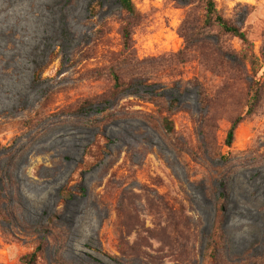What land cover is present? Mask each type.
<instances>
[{
  "label": "rangeland",
  "instance_id": "374dc122",
  "mask_svg": "<svg viewBox=\"0 0 264 264\" xmlns=\"http://www.w3.org/2000/svg\"><path fill=\"white\" fill-rule=\"evenodd\" d=\"M216 1L260 54L264 0ZM91 2L0 0V166L11 164L16 181L8 186L9 205L26 222L47 224L0 219V264H24L21 257L35 250L37 264H207L205 236L223 181L228 253L233 264H246L248 254L264 251V69L260 104L228 147L230 125L246 109L250 76L216 52H239L242 43L203 25L205 0H134L135 18L118 0H103L92 15ZM126 21L137 57L155 74L151 82L161 83L84 113L68 110L109 98L108 60L122 48ZM165 116L175 122L173 133L163 126ZM102 136L112 140H102V162L80 166ZM69 179L82 181L84 191L65 203L60 190ZM188 221L190 232L181 226L184 243L173 225Z\"/></svg>",
  "mask_w": 264,
  "mask_h": 264
},
{
  "label": "trees",
  "instance_id": "16d2710c",
  "mask_svg": "<svg viewBox=\"0 0 264 264\" xmlns=\"http://www.w3.org/2000/svg\"><path fill=\"white\" fill-rule=\"evenodd\" d=\"M118 2L129 18H135L137 16V7L134 0H118ZM102 6L103 0H92L90 4V13L95 15ZM203 25L205 27L216 25L222 33L232 35L241 41L242 49L239 52L236 50L231 51L228 47H219L216 52L222 56L226 55L228 63L234 64L233 66L236 67L243 76L247 73L250 76L246 109L243 114L238 115L233 120L225 138V144L231 147L235 141L238 126L245 117L254 113L255 108L260 104L262 98L263 81L260 73L264 69V31L262 34L260 54H258L254 42L250 40L248 33L220 12L216 0H205ZM121 37L122 48L117 52H112L108 60L109 74L113 79L109 98L101 99L99 97H94L92 99H86L84 102L68 106V110L73 111V113H84L86 108H91L96 103L101 104L104 102L106 105H111L112 100L115 101L126 93L132 92L134 96H137L140 86L153 87L161 83L151 82V80L155 78L153 70L147 68L143 64L144 60H140L137 57L133 43L132 26L129 21H126L122 25ZM126 69H130V73L123 72ZM43 71L44 67L42 66L36 68L35 77L37 81L41 80ZM157 96L162 97L163 95L157 94ZM176 101L177 100L170 101V104H172L171 108H174L177 103ZM103 109L107 110L106 107ZM63 112L64 111H61L60 113ZM162 123L167 132L173 133L175 131V122L170 116L163 117ZM104 138L107 140V143L112 142L107 136L97 137L95 141H93L94 143H91V145L86 148L84 156L79 163L80 166L90 169L102 162L101 150L104 149V143L102 142ZM9 157L11 159L13 155L9 154ZM221 158L225 159L226 162L231 161L229 155H221ZM0 178L4 182L3 188L0 189V219L3 225H47L46 223L30 224L26 222L20 217L19 213H17L15 207L9 205L12 202V195L8 191V186L10 185L13 187L14 184H16L11 164H8L6 167L0 166ZM221 186L215 221L211 231L205 236L204 255L208 259L207 264H233V259L228 253L229 237L224 227L229 199L227 182L223 181ZM83 191L82 181L72 184V180L69 179L60 190L61 199L66 203L69 198H73L75 195H81ZM56 217L57 214L51 215L48 217V222H54ZM188 224L189 221L186 225H173L175 239L179 237L182 242L188 243V238L181 235L183 234L181 226L185 234L190 232V225ZM38 233L41 234L42 231L40 230ZM43 240L44 238H42V242ZM41 247L42 245L40 243L37 249H41ZM37 260V250L21 257V261L24 264H37ZM245 260L246 264H264V251L256 256H250L248 254Z\"/></svg>",
  "mask_w": 264,
  "mask_h": 264
}]
</instances>
